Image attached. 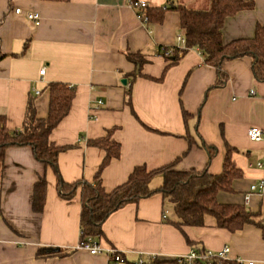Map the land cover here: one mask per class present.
Wrapping results in <instances>:
<instances>
[{
	"label": "crops",
	"instance_id": "1",
	"mask_svg": "<svg viewBox=\"0 0 264 264\" xmlns=\"http://www.w3.org/2000/svg\"><path fill=\"white\" fill-rule=\"evenodd\" d=\"M143 1L147 9L164 10L160 22L141 21L128 0H0V114L7 129L21 127L29 97L37 116L47 115L49 82L73 85L71 108L49 135L55 145L69 146L57 157L64 182H93L105 151L88 142L109 131L120 150L100 172L107 192L124 183L135 166L154 170L174 163L179 171L218 174L230 147L242 175L232 192H219L217 200L243 205L264 220V189L250 192L251 184L264 178V167L257 165L264 166V80L254 78L250 57L223 63L226 77L220 83L218 71L204 63L197 48L184 50L175 63L164 54L179 45L180 13L173 7L206 9L210 0ZM249 1L252 8L225 19V43L252 37L257 24L264 26V0ZM18 7L37 13L38 22L15 14ZM128 54H140L143 62ZM183 111L190 115L186 121ZM252 126L263 131L260 141L248 138ZM204 143L216 148L211 159ZM39 175L46 188L43 209L36 213L31 203ZM57 183L53 169L36 161L29 147L6 149L0 165V264H106L105 254L76 247L83 187L65 199ZM161 183L162 176L155 175L149 185L155 189ZM177 221L172 204L156 192L112 212L94 240L103 250L122 251L127 264L152 254L174 264L175 256L193 248L224 246L231 261L264 264L259 226L230 232L208 214L201 226L178 227ZM39 246L68 254L37 258Z\"/></svg>",
	"mask_w": 264,
	"mask_h": 264
},
{
	"label": "trees",
	"instance_id": "2",
	"mask_svg": "<svg viewBox=\"0 0 264 264\" xmlns=\"http://www.w3.org/2000/svg\"><path fill=\"white\" fill-rule=\"evenodd\" d=\"M171 4L167 9H172ZM253 3L249 0H210L206 9H191L182 5L174 6L180 13V30L185 39V50L197 48L204 56V63L214 67L223 79L226 75L221 66L226 61L250 57L252 59V73L255 79L264 80V26L257 24L252 37L236 38L229 42L222 39V30L225 19L239 11L250 9ZM147 22H160L164 10L160 8L146 9ZM171 51L167 57L172 63L177 61V47L166 48ZM165 49V50H166ZM172 55V56H171ZM128 59L135 63H142L140 54H128ZM219 84V83H218ZM48 111L45 117L36 113L34 98L29 97L25 106L22 125L18 130H8L5 125V116L0 114V165L4 161L6 149L9 147H29L33 157L43 166H49L57 176V188L61 197L70 199L80 185L81 213L79 242L87 238L99 236L102 233V223L114 211L127 203H136L139 199L160 192L173 207L177 217V226H201L206 214L215 218L218 227L230 232L240 231L245 225H256L264 231V220L258 213L249 211L239 204L221 203L217 194L221 191L232 192V183L241 177V171L231 159L232 148L227 147L222 171L211 174L207 169L202 171H179L174 163L158 169L147 170L144 166H135L128 179L112 189L105 191L101 185L100 172L112 158L119 156V143L110 140V131L107 136L90 140L89 145L105 151V156L99 165L93 182L66 183L61 179L57 168L59 153L69 146H57L49 140L51 131L68 114L75 88L73 85L61 81H52L47 85ZM128 96L131 94L127 90ZM129 102V100H128ZM189 113L183 111L186 121ZM207 150L209 159L213 157L216 148L202 144ZM176 161V160H175ZM155 175L162 176V183L158 188H151L149 183ZM46 181L44 175H39L33 186L31 207L36 213L43 209ZM68 252L47 246H39L37 258L63 257ZM170 260H155L152 264H165ZM174 264H178L176 260ZM215 264H237L227 260Z\"/></svg>",
	"mask_w": 264,
	"mask_h": 264
},
{
	"label": "built area",
	"instance_id": "3",
	"mask_svg": "<svg viewBox=\"0 0 264 264\" xmlns=\"http://www.w3.org/2000/svg\"><path fill=\"white\" fill-rule=\"evenodd\" d=\"M129 6L135 12L137 18H139L143 22H147V17L145 14L146 9L148 8V3L143 0H128ZM15 14H24L27 19L34 20L36 23L38 22V14L35 12H23L19 7L14 9ZM177 55H181L185 50V39L182 34H178L177 36ZM164 54L170 55L171 51L166 49L164 50ZM39 74H44V68L39 70ZM35 93L38 94L39 91L35 90ZM101 104L100 101H98ZM263 131L256 127L252 126L247 129V136L251 141H260L262 138ZM260 167H264L261 163L257 164ZM264 189V178L259 180L257 184H251L250 192H254L256 190L260 191ZM78 249H85L90 254H105L107 261L106 264H127V259L122 251L117 248L110 247L103 250L94 238L89 237L84 242H79L76 246ZM229 247L224 246L219 251H211V250H200V249H191L188 253L182 254L179 256H175L174 260L178 264H215L221 261H227L228 258ZM155 260H157V256L155 254L149 255L147 259H139L134 264H152ZM237 264H242L240 260H234ZM248 264H253L252 262H248Z\"/></svg>",
	"mask_w": 264,
	"mask_h": 264
},
{
	"label": "water",
	"instance_id": "4",
	"mask_svg": "<svg viewBox=\"0 0 264 264\" xmlns=\"http://www.w3.org/2000/svg\"><path fill=\"white\" fill-rule=\"evenodd\" d=\"M121 82H122L123 84H125V83H126V80H125V79H123V80H121Z\"/></svg>",
	"mask_w": 264,
	"mask_h": 264
}]
</instances>
